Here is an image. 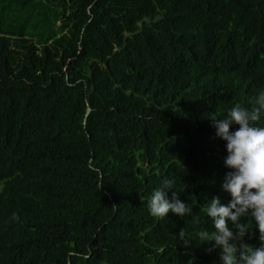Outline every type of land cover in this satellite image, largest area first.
I'll use <instances>...</instances> for the list:
<instances>
[{
    "label": "trees",
    "instance_id": "16d2710c",
    "mask_svg": "<svg viewBox=\"0 0 264 264\" xmlns=\"http://www.w3.org/2000/svg\"><path fill=\"white\" fill-rule=\"evenodd\" d=\"M261 92L264 0H0V264H221L210 119ZM166 179L185 217L150 215Z\"/></svg>",
    "mask_w": 264,
    "mask_h": 264
},
{
    "label": "clouds",
    "instance_id": "9594fccd",
    "mask_svg": "<svg viewBox=\"0 0 264 264\" xmlns=\"http://www.w3.org/2000/svg\"><path fill=\"white\" fill-rule=\"evenodd\" d=\"M262 114L264 92L254 99L250 109L237 103L225 118L210 119L216 136L226 142L224 165L231 171L226 173L222 189L230 194L231 200L223 205L219 197H213L206 203L204 211L215 231L211 234L200 231L198 238L200 242L214 241V246L221 248V264H264V127L256 126ZM233 124L238 125L235 131L231 130ZM173 185L174 181L166 179L151 194L147 207L152 217L164 219L170 212L185 217L192 212L175 190L168 198L167 191ZM249 215L255 219L259 231L260 246L255 248L239 244L249 232V226L241 223V218ZM11 218L19 219L16 213ZM229 221L235 231L229 227ZM179 237L187 247L190 240L185 238L184 228L180 229Z\"/></svg>",
    "mask_w": 264,
    "mask_h": 264
}]
</instances>
